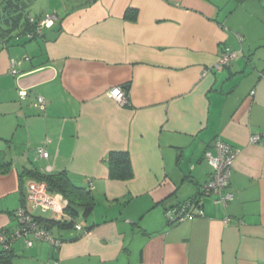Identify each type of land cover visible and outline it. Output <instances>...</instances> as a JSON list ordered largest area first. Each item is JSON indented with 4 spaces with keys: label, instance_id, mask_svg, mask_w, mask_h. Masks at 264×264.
I'll return each mask as SVG.
<instances>
[{
    "label": "crops",
    "instance_id": "0c3cea01",
    "mask_svg": "<svg viewBox=\"0 0 264 264\" xmlns=\"http://www.w3.org/2000/svg\"><path fill=\"white\" fill-rule=\"evenodd\" d=\"M27 4L54 23L31 39L24 22L0 21V232L14 234L21 208L62 222L25 201L26 171L67 173L96 205L67 213L85 233L51 226L58 248L16 241L13 264H264V0ZM226 49L237 57L218 67ZM217 139L240 151L226 206L201 194ZM115 152L130 156L132 179H110ZM193 202L203 215L167 217Z\"/></svg>",
    "mask_w": 264,
    "mask_h": 264
},
{
    "label": "built area",
    "instance_id": "2783aa9c",
    "mask_svg": "<svg viewBox=\"0 0 264 264\" xmlns=\"http://www.w3.org/2000/svg\"><path fill=\"white\" fill-rule=\"evenodd\" d=\"M31 23H37V31L41 34L43 28H50L54 23V17L48 16L37 20L29 17ZM32 38V36H29ZM237 57V54L230 49H226L219 61L218 67H228L231 62ZM15 63H12L11 73L16 75L17 71L14 69ZM111 97L121 105L128 104L127 93L125 89L117 87L110 92ZM21 99L28 96L26 91L20 93ZM38 106L41 110H45L46 101L43 97H38ZM258 137H253L252 141L257 142ZM216 154L211 151L206 153V157L213 167V173L209 181L201 188L203 196L215 197V202L223 206L228 205L233 200V195L227 193L230 186L231 174L235 163L240 155V151L231 145L217 139L213 143ZM39 154L43 158H48V152L44 149H39ZM24 199L33 209H43L52 211L62 222H74V228L81 233H85L86 227L79 222L72 220L67 214L69 202L60 194L53 193L46 182L34 179H28L24 185ZM196 202V201H195ZM194 203V202H193ZM186 203L183 206L171 209L166 212L167 217L171 220L170 215L175 214L177 217L171 222H183L188 218L203 215L200 205L195 203ZM196 206V215L192 213V208ZM15 218L18 223V228L13 235L7 237L4 232H0V244L4 251L8 252L13 248V244L21 239L28 240V245H31L29 238L49 241L53 246L60 247L62 242L55 239L53 235L42 227L37 217L33 213H29L26 209L21 208L15 213ZM58 264V263H55Z\"/></svg>",
    "mask_w": 264,
    "mask_h": 264
},
{
    "label": "trees",
    "instance_id": "16d2710c",
    "mask_svg": "<svg viewBox=\"0 0 264 264\" xmlns=\"http://www.w3.org/2000/svg\"><path fill=\"white\" fill-rule=\"evenodd\" d=\"M27 0H0V21L12 25V28L20 26L22 22L26 25V34L35 39L41 36L37 31V23H31L28 13ZM40 20L41 18H36ZM0 23V26L2 25ZM1 28V27H0ZM107 163L109 165L110 179L118 181H127L133 178V169L130 156L124 152L112 153ZM24 176H30V179L46 182L49 189L53 193L62 195L68 202L67 213L72 217L82 215L87 218L95 209V200L91 192L85 188L75 186L67 173H60L54 175L40 174L35 171H26ZM76 221V219H73ZM39 221V220H38ZM40 222V221H39ZM42 225L43 223L40 222ZM53 224H57L62 228L74 227V222H50L43 224V228L49 231ZM88 230L86 227L85 231ZM0 264H13L12 249L8 252H0Z\"/></svg>",
    "mask_w": 264,
    "mask_h": 264
},
{
    "label": "rangeland",
    "instance_id": "374dc122",
    "mask_svg": "<svg viewBox=\"0 0 264 264\" xmlns=\"http://www.w3.org/2000/svg\"><path fill=\"white\" fill-rule=\"evenodd\" d=\"M36 12H38V10L37 11H35V10L33 11L32 9H30L31 15L34 14V13H36ZM46 17H48V16H46Z\"/></svg>",
    "mask_w": 264,
    "mask_h": 264
}]
</instances>
